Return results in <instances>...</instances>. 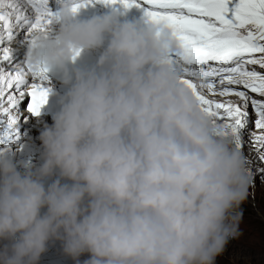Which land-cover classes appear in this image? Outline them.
Listing matches in <instances>:
<instances>
[{
  "label": "clouds",
  "instance_id": "clouds-1",
  "mask_svg": "<svg viewBox=\"0 0 264 264\" xmlns=\"http://www.w3.org/2000/svg\"><path fill=\"white\" fill-rule=\"evenodd\" d=\"M77 3L29 42L66 91L38 166L0 151V264H39L55 241L76 264H214L239 234L249 158L182 82L170 29ZM85 52L99 55L78 65Z\"/></svg>",
  "mask_w": 264,
  "mask_h": 264
},
{
  "label": "snow or ice",
  "instance_id": "snow-or-ice-1",
  "mask_svg": "<svg viewBox=\"0 0 264 264\" xmlns=\"http://www.w3.org/2000/svg\"><path fill=\"white\" fill-rule=\"evenodd\" d=\"M92 2L79 0L73 11ZM103 2L142 8L147 20L170 29L178 46L170 61L182 82L214 124L253 154L250 165L264 163V0ZM56 15L48 0H0V44L19 28H27L30 42L35 33L50 30ZM9 57V48H0V61ZM47 81V69L28 60L10 71L0 68V151L19 145L21 101L28 99V110L40 114L51 91ZM250 108L255 113L251 130Z\"/></svg>",
  "mask_w": 264,
  "mask_h": 264
},
{
  "label": "rangeland",
  "instance_id": "rangeland-1",
  "mask_svg": "<svg viewBox=\"0 0 264 264\" xmlns=\"http://www.w3.org/2000/svg\"><path fill=\"white\" fill-rule=\"evenodd\" d=\"M21 111V109H19ZM22 112V111H21ZM249 129H254L255 113L249 109ZM20 123L26 118L19 117ZM33 121L19 125L20 142L12 147L17 161L28 164H40L42 143L39 139L41 130L32 128ZM22 145V147H20ZM245 155L253 158V154L245 148ZM264 163L254 162L250 165L252 184L248 189L247 199L241 203L242 212L238 224L239 234L230 237L229 250L221 253L214 264H264ZM50 183V180L48 181ZM254 184L257 190H254ZM55 243V244H54ZM59 241L49 244L48 250L42 254L39 264H76L72 257H58L62 246ZM80 260H85L80 257Z\"/></svg>",
  "mask_w": 264,
  "mask_h": 264
},
{
  "label": "bare ground",
  "instance_id": "bare-ground-1",
  "mask_svg": "<svg viewBox=\"0 0 264 264\" xmlns=\"http://www.w3.org/2000/svg\"><path fill=\"white\" fill-rule=\"evenodd\" d=\"M15 35L17 37H15V38H13L12 40H9V41L5 40L0 45L1 48L7 47L10 50L9 60L8 61H0V68H3L6 71L12 70L16 65L23 64L22 61H21V58H22V54L24 53V49H23L24 45L22 44L21 39H20L21 38V32H19L18 29H17V31L15 32ZM95 53H97V55H99V52H95ZM24 104H25V100L21 101L20 105H19V109H21V111H22L21 112L19 110V113H20L19 117L23 116V114L26 117L22 121V123H29V122L33 121L32 128L33 129L35 128V129H38V130H42L44 128L45 124H49V125L51 124V123L47 122L46 119H44V118H40V117H36V116L31 115L30 111H27L26 109L23 108ZM19 119H18V122H17L18 129H19V125L22 124V123H20L21 120H19ZM244 152H245V149H244ZM35 165L38 166L39 164H35ZM254 190H257L256 184H254ZM230 248L231 247H230V245L227 242V244L225 245L224 251L225 250H229ZM89 255L90 254L85 253L81 257H83L84 259H88ZM220 255L221 254H219L216 258L220 257ZM56 256H58V257H63V256L68 257V255L63 252V249H61L60 252L56 254Z\"/></svg>",
  "mask_w": 264,
  "mask_h": 264
}]
</instances>
